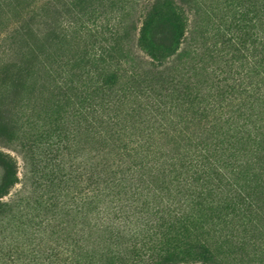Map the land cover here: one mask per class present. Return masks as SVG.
<instances>
[{
    "label": "trees",
    "instance_id": "trees-1",
    "mask_svg": "<svg viewBox=\"0 0 264 264\" xmlns=\"http://www.w3.org/2000/svg\"><path fill=\"white\" fill-rule=\"evenodd\" d=\"M217 2L152 0L134 40L142 56L129 52L134 24L122 35L107 24L108 44L57 75L50 104L28 120L18 100L30 68L8 81L0 264H234L222 243L235 254L234 233L264 199V0ZM58 37L53 28L48 40ZM224 47L230 69L206 70ZM4 150L30 166L38 199L24 186L8 197L20 181Z\"/></svg>",
    "mask_w": 264,
    "mask_h": 264
},
{
    "label": "rangeland",
    "instance_id": "rangeland-1",
    "mask_svg": "<svg viewBox=\"0 0 264 264\" xmlns=\"http://www.w3.org/2000/svg\"><path fill=\"white\" fill-rule=\"evenodd\" d=\"M151 2L152 0H84L72 10L66 0H0V103L1 98L7 94L8 81L11 82L19 69L28 66L30 69L24 79L25 86L18 102L21 116L27 120L32 115L34 117L35 113H39L40 106L50 104V88L59 83L57 75H66L73 72V69L77 71L79 64L73 65L76 57L91 49L98 53L101 45L108 44L104 40L108 37L105 29L107 24L109 27L116 25L120 35L127 25L134 24L136 28L129 34V52L142 56L134 40L143 12ZM216 4L223 10L220 0ZM188 19L190 24V16ZM53 28L59 33L55 43L48 40ZM119 42L123 44L126 39L121 37ZM226 49L222 48L213 61L208 60L205 69L218 67L217 72L225 74L230 69L232 60V52ZM125 65L128 69L127 64ZM136 116L131 121H136ZM67 131L69 152L64 161V172L73 181V121L68 124ZM4 151H8L16 160L20 181L10 190L8 197L24 186V195L28 199H38L40 192H36L30 182L33 179L30 166L23 162L19 153ZM65 192L69 197L73 195V183L68 184ZM6 199L4 197L2 201ZM72 200L68 199L70 204H73ZM258 212L252 214V223L245 230L239 227L234 233L235 238L231 242L235 254H230L229 250L227 252L226 243H222L221 250H225L227 256L233 255L234 264H264V199ZM227 233L224 230V234ZM251 242H255L257 247L253 249Z\"/></svg>",
    "mask_w": 264,
    "mask_h": 264
}]
</instances>
